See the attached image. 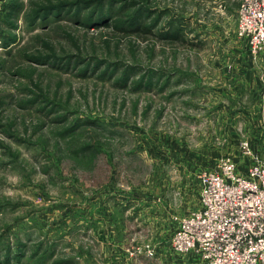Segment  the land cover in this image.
<instances>
[{
  "label": "rangeland",
  "instance_id": "rangeland-1",
  "mask_svg": "<svg viewBox=\"0 0 264 264\" xmlns=\"http://www.w3.org/2000/svg\"><path fill=\"white\" fill-rule=\"evenodd\" d=\"M96 1L0 0V264H210L173 247L206 177L264 171L241 0Z\"/></svg>",
  "mask_w": 264,
  "mask_h": 264
},
{
  "label": "built area",
  "instance_id": "built-area-1",
  "mask_svg": "<svg viewBox=\"0 0 264 264\" xmlns=\"http://www.w3.org/2000/svg\"><path fill=\"white\" fill-rule=\"evenodd\" d=\"M239 34L255 56H264V0H241ZM174 248L194 252L210 264H264V171L249 177L226 163L206 177L203 209L176 232Z\"/></svg>",
  "mask_w": 264,
  "mask_h": 264
},
{
  "label": "trees",
  "instance_id": "trees-1",
  "mask_svg": "<svg viewBox=\"0 0 264 264\" xmlns=\"http://www.w3.org/2000/svg\"><path fill=\"white\" fill-rule=\"evenodd\" d=\"M112 1H114V0H112ZM96 2H99V0H97ZM90 3H91V1H90ZM89 3V4H90ZM72 5H74V2L72 3V4H70V6H66V5H64V8H66V9H71L72 7ZM111 5H112V3H111ZM101 9V10H104V8H103V2H102V0L99 2V4L96 6V9ZM45 10H43L44 12L45 11H47L48 12V8L46 9V8H44ZM47 12L45 13V14H47ZM103 12V11H102ZM37 14H39V12L37 13ZM37 14H36V16H37ZM44 14V15H45ZM92 15V13H89V17ZM139 15V14H138ZM88 17V18H89ZM95 20H97L98 21V23H96V24H99V22L101 21V20H103L102 22H104V21H106V20H108L107 19V17L106 16H99L98 18H96ZM139 20H140V15L139 16H136L134 19H132L131 20V22H130V24H128V28H121L124 32H134V33H149V32H152L151 31V28L153 27V25H149L147 22H144V23H140L139 22Z\"/></svg>",
  "mask_w": 264,
  "mask_h": 264
}]
</instances>
